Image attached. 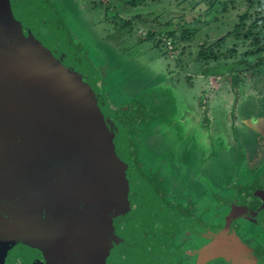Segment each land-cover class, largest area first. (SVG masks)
<instances>
[{"label": "rangeland", "instance_id": "obj_1", "mask_svg": "<svg viewBox=\"0 0 264 264\" xmlns=\"http://www.w3.org/2000/svg\"><path fill=\"white\" fill-rule=\"evenodd\" d=\"M38 2L61 24L58 33L68 39L101 111L119 126L136 125L130 136L141 158L138 172L150 218L146 236L150 253L170 245L169 232L178 222L172 217L185 212L170 203L173 195H185L179 183L222 192L236 184L238 204L257 206L264 201V63L254 70L251 66L258 58L250 62L249 53L264 45L253 43L255 38L264 40L260 21L264 4L258 0ZM244 14V27L235 31ZM185 31L189 39L181 40ZM202 45L213 50L215 61L198 57ZM222 66L231 72L203 74ZM151 92L170 100L166 110L177 127L176 138L165 134L157 111L145 103ZM187 145L192 146L185 156L189 168L181 171L189 176L176 179L177 146ZM179 226L186 228L187 222ZM208 230L200 227V236L207 238Z\"/></svg>", "mask_w": 264, "mask_h": 264}, {"label": "water", "instance_id": "obj_2", "mask_svg": "<svg viewBox=\"0 0 264 264\" xmlns=\"http://www.w3.org/2000/svg\"><path fill=\"white\" fill-rule=\"evenodd\" d=\"M63 37L35 0H0V264H149L137 166ZM146 95L176 138L166 94ZM239 217L261 225L264 203L236 207L197 264H264Z\"/></svg>", "mask_w": 264, "mask_h": 264}, {"label": "flooded vegetation", "instance_id": "obj_3", "mask_svg": "<svg viewBox=\"0 0 264 264\" xmlns=\"http://www.w3.org/2000/svg\"><path fill=\"white\" fill-rule=\"evenodd\" d=\"M38 2V0H35ZM192 146H177V158L174 164L175 178H183L187 180L188 176H184L181 170L189 168L186 167V154L190 151ZM184 149V150H183ZM182 151H185L182 153ZM187 151V152H186ZM190 154V152H189ZM181 164V165H180ZM180 166V167H179ZM177 168H180L177 171ZM174 174V173H173ZM186 182L179 183L182 185V190L185 195L183 197H173L170 203L174 209H185V212L173 216L174 220L178 222L173 223V229L170 230V245L157 251L156 253L148 252L146 261L149 264L158 263L162 261V257L171 254L170 258L166 259L167 263L161 264H197L199 251L205 246L209 240L200 236V227L208 228V234H216L225 224L227 217L238 206H243L249 210L257 209L262 202L257 206H244L238 204L235 200L239 195L235 185L227 187L224 192L203 188L189 189ZM187 187V188H186ZM236 191H233V190ZM207 191H210L207 194ZM196 197L192 198L193 194ZM175 198V199H174ZM173 201V202H171ZM187 222V227H180L179 224ZM236 234L249 247L262 251L264 253V246L260 245L264 242V222L257 225L250 220L244 218H236L233 224ZM199 228V229H198ZM23 264H44L38 258H27ZM207 264H229L222 258H217L209 261Z\"/></svg>", "mask_w": 264, "mask_h": 264}, {"label": "trees", "instance_id": "obj_4", "mask_svg": "<svg viewBox=\"0 0 264 264\" xmlns=\"http://www.w3.org/2000/svg\"><path fill=\"white\" fill-rule=\"evenodd\" d=\"M134 1V0H133ZM142 1H145V0H140V2H142ZM249 2H250V0H248ZM259 2H260V4L262 5V4H264V0H258ZM37 2V1H36ZM253 2H251V4H252ZM37 4L44 10V12L47 14V16L49 17V19L55 24V26L56 27H59V26H61V24L60 23H56L52 18H51V16L47 13V11L42 7V5L39 3V2H37ZM246 14H244L242 17H240V19H239V25H236V27H235V31H238V29H242L243 27H244V21H245V19H246V16H245ZM260 21H261V26L264 28V20L263 19H260ZM130 25V23L129 22H126L125 23V26H129ZM168 32V31H167ZM186 32V31H185ZM183 32L182 34H181V36H180V38H181V40H187V39H189V37H188V33L186 32ZM171 34V33H170ZM172 35V34H171ZM228 36L230 35L229 33L227 34ZM64 38H65V40H66V42H68V39L64 36ZM225 40V38L224 39H220V40H218L217 41V45H218V43L219 42H223ZM159 41V40H158ZM253 43H254V45H258V44H262V43H264V40L261 38V37H259V38H255L254 40H253ZM69 47V46H68ZM69 49H70V47H69ZM71 52H72V50H70ZM73 54H74V52H72ZM250 53V62L253 60V59H255V58H258V60H257V62L253 65V66H251V67H253V69L255 70V69H258V68H260L262 65H263V63H264V45H262V46H260V48H257L256 49V51H254V52H252V51H250L249 52ZM75 56V55H74ZM198 57H200L202 60H204V61H206V62H208L209 61V59H211V60H213V61H215V56H214V53H213V50L210 48V47H208V46H206L205 47V45H202L201 47H200V50H199V54H198ZM76 60H77V62H78V64H79V66H80V68L82 69V71H83V73H84V75L87 77V75H86V73H85V71L83 70V68H82V66H81V64H80V62H79V60L76 58ZM250 67V68H251ZM203 70H201L200 72H202ZM231 71H230V67L229 66H222V67H217V68H210L209 70H207V71H203V74L205 75V76H221V75H225V74H228V73H230ZM162 94H165V93H162ZM153 97H156V101H159V103H162V101L165 99V97H162L159 93H157V94H155V95H153ZM145 103H147L155 112H156V110L146 101ZM108 117V116H107ZM109 119H111L110 117H108ZM112 120V119H111ZM112 122L121 130V132L123 133V135H124V139H125V142H126V144H127V146H128V148H129V150H130V154H131V156H132V158H133V161H134V163L136 164V166H137V169L139 170V168H140V164H141V158H140V154L137 152V150L135 149V147H134V144H133V142H132V140H131V136H130V132H131V130H133L134 128H135V124H129V125H123V126H119L115 121H113L112 120ZM188 146V145H187ZM260 245H263L264 246V243H261ZM251 247V246H250ZM251 248H253V247H251ZM253 250L258 254V256L264 261V253L262 252V251H259V250H257L256 251V249H254L253 248Z\"/></svg>", "mask_w": 264, "mask_h": 264}]
</instances>
